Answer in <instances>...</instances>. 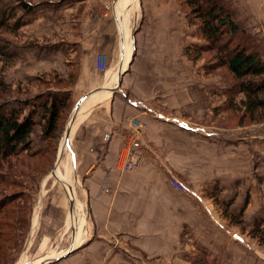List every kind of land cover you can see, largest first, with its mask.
Returning a JSON list of instances; mask_svg holds the SVG:
<instances>
[{
	"label": "crops",
	"instance_id": "crops-1",
	"mask_svg": "<svg viewBox=\"0 0 264 264\" xmlns=\"http://www.w3.org/2000/svg\"><path fill=\"white\" fill-rule=\"evenodd\" d=\"M122 1L37 3L55 7L47 11L57 19L61 39L56 52L40 45L36 60L47 70L58 60L61 76L69 79L66 88L52 93H68L72 108L88 98L65 133L80 199L69 189L75 208L66 227L70 204L63 191L54 185L46 189L47 179L37 202L29 193L38 236L33 247L55 255L31 264L65 253L55 264H188L187 257L197 252L213 264H264V256L252 254L250 241L220 218L213 202L216 197L230 203L229 211L240 213L245 225L260 222L264 229V126L231 131L186 118L189 112L203 116L205 110L222 109L206 96L224 99L225 87L193 77L197 69L184 51L197 40L172 0H141L131 37L129 20L127 26L116 14ZM42 18L31 27H40ZM245 20L244 26L253 22ZM43 30L39 35L49 37ZM99 54L105 57L104 71L96 69ZM135 120L146 124L144 162L137 172L123 173ZM170 179L184 192L175 191ZM28 206L17 211L21 218ZM68 225L74 229L69 237Z\"/></svg>",
	"mask_w": 264,
	"mask_h": 264
},
{
	"label": "rangeland",
	"instance_id": "rangeland-1",
	"mask_svg": "<svg viewBox=\"0 0 264 264\" xmlns=\"http://www.w3.org/2000/svg\"><path fill=\"white\" fill-rule=\"evenodd\" d=\"M39 1L41 0H22V3L29 6L26 13L16 0H4L0 6V15L3 13L9 15V13H12V19L8 22L9 28H0V46L4 45V49H6L9 54L13 55L12 62L8 65L6 64V68H4L3 63L0 62L2 80L8 88L7 92L1 93L0 100L3 99L6 102H10L14 107H22L25 114L28 113L32 106L24 108L22 106L24 102L34 101L35 103H33V105H39L43 101L44 96L49 95V93H52L56 88H66L69 84L65 82L69 79L65 80L64 77L61 76L63 72L60 69V66L55 64L58 60L51 62L50 69L48 70L46 67H42L36 60V54L38 53L36 51L40 45L43 46V49L47 52H56L58 45L55 43L61 39L54 28L57 24V19H52L47 11L53 10L55 7H52L51 5L42 7L43 4H37ZM224 1L228 5L235 22L244 30L243 34L246 35L245 38H248H243V40H241L242 37L238 34L232 44L231 42H227L228 44H231L230 49L239 44L250 49L255 47L258 57H261V59L264 60V0ZM140 3L141 0H137L135 4L131 3V1L127 2V0H124L116 7V14L120 21L121 19L123 21L124 19H127V23L129 20L130 37L137 28V20L141 14ZM172 3L177 12H180L181 16L187 22L190 33H192V38L197 40L195 45L201 44V39L197 35V28L200 25V21L196 18L197 16L193 14L186 0H172ZM110 10L108 11L110 12ZM245 16L246 19L251 17L253 20L251 25L246 23L247 26H244V22L246 21ZM41 17H43L41 23L44 28H40L42 27L40 24V27H31L33 21H36V19ZM16 21H22L24 26L21 29L19 28V30H16L13 34L9 31L13 30L12 28ZM42 30L44 33H47L49 37L42 38L39 35V32ZM220 58L221 57H219L216 52L208 51L200 54L199 59L196 62H190L193 63L197 69L195 70L197 73L195 72L193 77L198 76L209 83H221L225 87L226 93L228 88H232L236 82L226 67H218V59ZM26 61L29 62L27 63ZM208 96L209 95H207L206 98L209 103H212L210 101H213L214 106L216 104L220 105L222 109L219 107L215 111L205 110L203 116L198 113L193 114L192 112H189L186 118L192 120L195 124H201L208 128H220L231 131H243L245 129L249 130V128H257L260 125L264 126V113H259L260 116L253 117L252 121L244 116L245 108L242 103L245 100V97L243 94H238L231 101L227 100L226 94L224 99H214L212 96ZM71 110L72 108L64 113L62 119L63 122L61 123L62 129L58 130L55 134L56 139H53L52 141L50 140L49 142L43 139L41 135V124L37 118V125L32 133L33 137L35 136L32 139L33 142L28 140L31 144L28 153L11 158L0 165V209L4 206L11 205L12 201L17 202L18 212L23 207L27 209L29 202H31L29 200V193L31 196L35 195L31 198L32 200H38L39 191L45 189L44 186H40V183L42 180H44L45 183L47 179L46 189H49L54 185V188L57 187L67 196V193L65 192L67 191V186L65 183H61V181H63L61 179L62 173L64 172L68 175V178L72 183L77 181H75L72 173L69 174L68 170V157L70 158V151H61L60 156L59 148L62 138L65 137L67 124L70 120L69 116H71L70 112H72ZM254 120L258 121L254 122ZM60 158L61 162L64 164H62V170H60L61 176L56 177L57 171L55 169L58 167L56 168L55 165H57V159L60 160ZM122 167L121 171L123 173H128L122 170ZM54 170L55 172L53 173ZM73 184L75 185V192L73 193H76L75 196L77 199L78 182ZM25 195L26 198L24 197ZM66 198L68 201V197ZM69 202L70 201H68V204L71 205ZM70 205L67 212L66 227L69 213H71ZM33 206H35V202L33 203ZM28 208V212L23 215V220L19 218L20 215H18V213L16 214V222L14 221L15 227L13 225L14 214L11 210H9V208L1 210L0 264H31L32 262L36 263L37 259L46 256H55L54 253H38L39 249L37 250L36 247H33L35 240L38 239L34 220L36 219V215H33V208L30 206H28ZM73 208L75 207H72V209ZM218 214L221 218L222 211L220 209ZM17 217L19 218L18 221ZM20 221H23V224L20 223ZM224 221L229 226H234L229 223L228 219L224 218ZM236 230L244 234V236L250 241V244L253 247V255H256L258 259H260L258 253H260L262 257L264 256V244H261L258 239L252 238L249 229H243L237 226ZM72 232L74 233V229L68 225L67 234L65 236L69 237ZM24 237H27L26 241H24ZM55 263L56 261L48 264Z\"/></svg>",
	"mask_w": 264,
	"mask_h": 264
},
{
	"label": "trees",
	"instance_id": "trees-1",
	"mask_svg": "<svg viewBox=\"0 0 264 264\" xmlns=\"http://www.w3.org/2000/svg\"><path fill=\"white\" fill-rule=\"evenodd\" d=\"M16 1L26 13L29 6L22 3V0ZM3 2L4 0H0V6ZM186 2L200 21L197 35L201 39V44L192 45L185 49L186 57L189 61L196 62L203 52H216L221 57L218 59V67H226L236 82L225 93L227 100L231 101L238 94H243L245 97L242 103L245 108L244 116L252 121L253 117L260 116L259 113H264V60L258 57L255 47L250 49L239 44L230 49V45L238 34L242 37L241 40L246 35L243 34L244 30L241 26L235 22L224 0H186ZM11 19L12 13H9V15L1 14L0 28H9L8 22ZM23 26L22 21H16L12 28L13 30L9 32L14 34L16 30L21 29ZM227 42H231V44ZM12 58L13 55L4 49V45L0 46V62L3 63L4 68L12 62ZM7 90L8 88L2 80V72H0V95L3 92H7ZM33 103L35 102H24L22 104L24 108L32 106L28 113L25 114L22 107H14L12 103L3 99L0 100V165L4 161L28 153L31 146L28 139L37 125V118L41 124L43 139L47 142L56 139L55 134L62 129L61 123L63 122L64 113L72 108L70 96L66 92L50 93L39 105H33ZM213 202L231 225L249 229L252 238L258 239L261 244H264V232L261 229L262 225L260 222H255L253 225H245L240 213L229 211L230 203L222 202L216 197ZM11 203V205L1 208L0 214L1 210L9 208L14 214L13 225L15 227L18 205L17 202L12 201ZM18 217L17 221L19 218L23 220V218ZM20 223L23 224V221H20ZM187 262L188 264H213L208 261L205 252H197L187 257Z\"/></svg>",
	"mask_w": 264,
	"mask_h": 264
},
{
	"label": "built area",
	"instance_id": "built-area-1",
	"mask_svg": "<svg viewBox=\"0 0 264 264\" xmlns=\"http://www.w3.org/2000/svg\"><path fill=\"white\" fill-rule=\"evenodd\" d=\"M96 59V69L99 71L106 70L105 57L103 55H97ZM131 128L133 132L131 138L128 140L126 149L124 150L125 157L122 165V170L128 173L137 171L139 166L144 162L142 139L145 135L146 124L135 120L132 121ZM169 184L179 193H182L185 190L184 186L176 179H170Z\"/></svg>",
	"mask_w": 264,
	"mask_h": 264
},
{
	"label": "bare ground",
	"instance_id": "bare-ground-1",
	"mask_svg": "<svg viewBox=\"0 0 264 264\" xmlns=\"http://www.w3.org/2000/svg\"><path fill=\"white\" fill-rule=\"evenodd\" d=\"M124 1V0H123ZM128 1H131V3H133V4H135L136 3V1L137 0H127V2ZM125 20V19H124ZM127 20V19H126ZM127 26H128V21H127V23H125ZM126 29H128V28H126ZM128 31V30H127ZM128 36H129V32H128ZM126 38V37H125ZM127 58H128V54L126 55V60H127ZM88 98V97H87ZM79 108H80V106H79ZM79 110V109H78ZM64 146V147H63ZM69 146H70V137H69V139H68V141H67V144L65 143L64 144V138H62V140H61V142H60V148H59V154H61V151H70V149H69ZM67 155V154H66ZM68 162H69V174H71L72 173V165H71V160H70V158L68 157ZM57 165H56V168L57 169H55L57 172H56V177H59V176H61V173H60V170H62V164H64V163H62L61 162V158H60V160H58L57 159ZM55 170L53 171V173L55 172ZM62 178V180L63 181H61V183L63 184V183H65L66 184V186H67V191H65L66 193H67V196L66 197H68V201H70L71 200V196H70V194H69V189H70V191L72 192V194H74L73 193V191H74V185H73V183H72V181L71 180H69V178H68V175H66L64 172L62 173V176H61ZM71 179V178H70ZM72 203H71V207H72ZM70 220H71V216H70ZM72 221V220H71ZM81 230V229H80ZM82 231V230H81ZM79 233V232H78Z\"/></svg>",
	"mask_w": 264,
	"mask_h": 264
},
{
	"label": "water",
	"instance_id": "water-1",
	"mask_svg": "<svg viewBox=\"0 0 264 264\" xmlns=\"http://www.w3.org/2000/svg\"><path fill=\"white\" fill-rule=\"evenodd\" d=\"M121 76H119V78H118V82H117V88L120 86V83H121ZM116 87H115V89H117ZM114 89V90H115ZM102 89H98L97 91H96V93L97 92H99V91H101ZM87 97H84L83 99H81L80 101H78L75 105H74V107L72 108V112H71V116L69 117V119L70 120H73V115L78 111V109H79V106L82 104V102L86 99ZM70 120H69V122H70ZM67 128H69V126H67ZM67 130V129H66ZM64 140H65V143L67 144V141H68V137L67 136H65L64 137ZM60 156H61V154H60ZM59 158V157H58ZM56 166V165H55ZM72 211V207L70 206V212ZM67 253H65L64 255H66ZM64 255H62V256H64ZM62 256H59L60 258L62 257ZM59 257H56V258H53V259H51V260H48V261H46L45 263H51V262H54V261H57L58 259H59Z\"/></svg>",
	"mask_w": 264,
	"mask_h": 264
}]
</instances>
